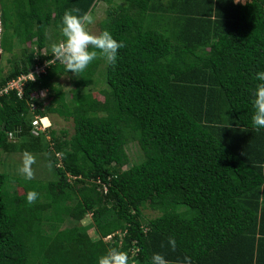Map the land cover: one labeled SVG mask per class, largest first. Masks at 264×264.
<instances>
[{"label": "trees", "instance_id": "16d2710c", "mask_svg": "<svg viewBox=\"0 0 264 264\" xmlns=\"http://www.w3.org/2000/svg\"><path fill=\"white\" fill-rule=\"evenodd\" d=\"M100 2L108 8L99 34L124 44L115 64L98 56L73 73L57 61L22 95L0 96V264H98L113 247L128 264H150L153 253L171 264L186 256L264 264V128L251 120L264 71V0H0L1 57L9 56L0 92L54 58L66 10L91 14ZM61 76L74 78L69 92L55 85ZM55 115L73 121L72 135L32 134L36 116ZM131 143L143 153L133 165ZM24 151L57 178L3 170L2 152ZM32 190L39 195L29 203ZM146 209L160 215L147 219Z\"/></svg>", "mask_w": 264, "mask_h": 264}, {"label": "clouds", "instance_id": "9594fccd", "mask_svg": "<svg viewBox=\"0 0 264 264\" xmlns=\"http://www.w3.org/2000/svg\"><path fill=\"white\" fill-rule=\"evenodd\" d=\"M248 1L249 0H235L236 3L242 4H245ZM93 22L94 17L90 13L79 14L78 10L75 9H69L64 12L60 22V30L63 39L58 43H53L51 45V50L56 59L55 62L59 61L62 63L68 72L79 73L84 71L98 56L104 58L109 64H115L117 62L118 50L124 46L123 42H118L108 30H104L99 35L93 34L87 27ZM1 34L2 20L0 42ZM1 55L2 52L0 58ZM256 80L259 82L256 84L252 94L253 99L251 103L253 107V115L251 120L253 127L261 129L264 128V71L256 73ZM47 94L46 97L42 99L48 100ZM42 118H47L51 124L47 130L52 128V119L50 117ZM18 135L16 134L15 138L10 137V139H18ZM35 162L34 155L28 151H24L21 161L17 166L18 173L26 180L33 179L34 170L32 166ZM38 195L39 193L34 190L29 191L27 193V201L29 203L34 202L38 198ZM168 243L173 249H175L176 240L174 238H169ZM128 261V254L115 247L109 248L105 254L98 257V264H128ZM150 264H171V262L167 260L164 255L153 253L150 259ZM183 264H191V259L187 256L184 257Z\"/></svg>", "mask_w": 264, "mask_h": 264}, {"label": "rangeland", "instance_id": "374dc122", "mask_svg": "<svg viewBox=\"0 0 264 264\" xmlns=\"http://www.w3.org/2000/svg\"><path fill=\"white\" fill-rule=\"evenodd\" d=\"M246 1V0H243ZM250 1V0H249ZM108 6L107 4L100 2L94 13H91V15L94 17V22L90 25H88V29L95 35H99L100 33V22L102 21V19L105 17L106 15V10H107ZM16 52H20V49L17 48ZM9 58L4 56L0 58V64L2 66L6 67V70L9 68V64L7 59ZM103 69V67H102ZM101 71L103 72V76L106 79V68H104V70ZM73 77L72 76H61L59 79H57L54 83L55 85L59 86L60 88H62L64 91L69 92L71 89L74 88V83H73ZM106 86L104 84V81L102 78H100V81L98 83V85L93 89L94 91V97L95 100L97 102H102L104 100L103 95L100 93L101 90L105 89ZM52 128L61 131V130H67L70 135H72L74 133V123L72 120H65L63 118H60L59 116L55 115L52 116ZM127 151L130 157V163L131 165L136 164L138 162L141 161L142 157H143V153L139 147L138 144L136 143H131L128 145L127 147ZM1 157L3 160V170L6 171L7 173H17V166L21 161L22 158V154L20 153H16L13 154L11 156L5 154V153H1ZM35 157V164L32 166L33 170H34V178L42 180V181H51L54 178H57L56 172L51 170L48 166H47V161L45 159H43L42 157ZM17 191H19L21 194L24 193V189L23 188H17ZM144 215L147 219H151V218H155L157 216L160 215L159 212H155L152 211L150 209H146L144 211ZM84 225L87 226H91L94 225V220L92 218L91 215H87L86 218L83 221ZM90 228L89 233L92 237H95V240H98V238L95 236V227ZM109 239V238H108ZM106 242V241H105Z\"/></svg>", "mask_w": 264, "mask_h": 264}, {"label": "built area", "instance_id": "2783aa9c", "mask_svg": "<svg viewBox=\"0 0 264 264\" xmlns=\"http://www.w3.org/2000/svg\"><path fill=\"white\" fill-rule=\"evenodd\" d=\"M0 28H1V11H0ZM1 48H0V54H1ZM56 59H52L51 61H47L45 65H35V68L33 71H31L28 75H22L17 79L12 80L7 87L4 88V91L0 92V96L3 95V93H7L10 89H17L19 93L22 95L23 94V87L25 86L26 82L29 80H36L37 76L41 74H46L47 73V67L51 63H55ZM47 91L43 90L40 91V97L44 98L46 97ZM32 111H35L37 107L32 104ZM33 129H32V134L35 136L41 135V133H44L47 131V128L51 125L49 120L47 118H42L36 116L35 119L32 122ZM15 133H10L11 138H15ZM18 135V134H17ZM108 238H111L108 237Z\"/></svg>", "mask_w": 264, "mask_h": 264}]
</instances>
